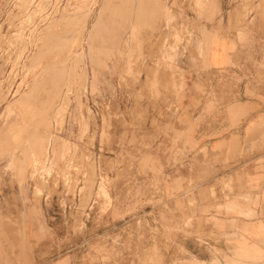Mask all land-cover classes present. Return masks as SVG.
<instances>
[{
  "label": "rangeland",
  "instance_id": "374dc122",
  "mask_svg": "<svg viewBox=\"0 0 264 264\" xmlns=\"http://www.w3.org/2000/svg\"><path fill=\"white\" fill-rule=\"evenodd\" d=\"M261 9L0 0V264H135L129 251L151 241L140 232L151 221L108 215L125 197H161L158 153L170 148L186 69H207L225 13L242 31Z\"/></svg>",
  "mask_w": 264,
  "mask_h": 264
},
{
  "label": "crops",
  "instance_id": "0c3cea01",
  "mask_svg": "<svg viewBox=\"0 0 264 264\" xmlns=\"http://www.w3.org/2000/svg\"><path fill=\"white\" fill-rule=\"evenodd\" d=\"M261 5L242 31L225 13V35L210 39L207 69H186L176 124L165 137L170 148L158 153L161 197H125L119 215H108L151 221L152 229H132L151 237L129 251L135 264L264 263V0Z\"/></svg>",
  "mask_w": 264,
  "mask_h": 264
}]
</instances>
